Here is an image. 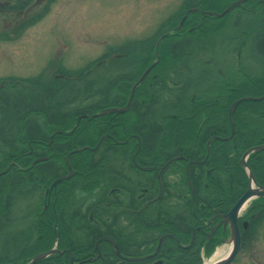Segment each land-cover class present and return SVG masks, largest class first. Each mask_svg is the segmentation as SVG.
<instances>
[{
    "label": "flooded vegetation",
    "instance_id": "obj_1",
    "mask_svg": "<svg viewBox=\"0 0 264 264\" xmlns=\"http://www.w3.org/2000/svg\"><path fill=\"white\" fill-rule=\"evenodd\" d=\"M74 1L0 0V44L22 38L39 24L44 30L36 37L48 32L57 39H69L70 32L55 31L52 25L67 15ZM83 5L81 2L77 6L81 14ZM192 8L196 10L182 22ZM173 10L176 13L173 16L170 10L167 28L153 27L155 23L140 31V35L145 36L141 39H157L155 44L151 43L149 52L137 54L130 48L116 52L110 49L99 57L106 64L105 73L122 70L119 74L122 76L101 96L111 98L113 94L120 101L115 106L127 105L133 85L146 74L126 111L136 107L137 117L145 119L147 124L143 133H130L127 137L125 130L112 127L114 123L110 122L94 141V128L79 126L85 120L110 114L96 116L111 105L94 113L85 110L101 103L99 100L71 106L74 108L53 121L47 119L46 104L30 105L25 97L26 112L18 118V112L13 113L12 109L19 108L20 104L10 99L11 96L6 100L11 102L3 106L4 121L9 132L16 134V142L7 138L6 128L0 129V222L10 218L6 222L9 225L15 221V200L25 190L36 191L37 196L29 198L18 214L32 225L33 234L13 253L0 254V264H28L35 256L49 251L48 256L35 264H206V259L219 247L227 242L232 246V225L226 215L248 191L252 176L264 187V148L246 155L249 150L264 146V113L258 114L246 106L237 111L242 102L264 99V82L260 81L264 80V73L255 76L240 59L236 65L229 64L239 70L237 74L225 77V69L221 68L193 96H176L169 89L180 85L170 77L174 78L176 68L183 67L192 55V52L190 56L185 53L183 60L182 47L196 36H213L217 25L210 24L214 30H202L206 18L203 14L207 11L202 1ZM253 15V22L241 35L245 38L240 50L252 43L256 30L264 25V14L261 20ZM85 33L89 34L84 30L72 31L77 38ZM23 49L28 47L20 51ZM5 50L10 53L0 51V54L19 53H14L13 47ZM67 55L65 50L57 51L53 59L41 66L44 71L54 69L59 73L55 75L53 71L51 81L63 71H84L72 76L79 79L98 70L93 66L95 57H86L84 62L76 64L69 61ZM136 66L139 72L136 68L135 78L126 70ZM183 69L187 71V67ZM11 75L18 76L0 75V90L18 86L12 80L1 82L8 78L4 76ZM47 82L46 76L43 82L24 80L22 88L43 86L46 95ZM120 82L131 85L128 95L122 88H116ZM243 82L249 83L259 95L248 94L235 99L231 106L239 99L252 97L242 100L232 115L231 106L224 115L223 99ZM49 85L53 86L51 82ZM207 102H215L206 112L209 125L195 128L178 120L180 116L204 113ZM193 103L194 110L191 109ZM29 117L35 118L34 126L28 121ZM47 122L66 126L52 129ZM1 123L0 119L3 126ZM79 129L83 141L88 142L68 149L62 159L59 156L67 143L57 141L55 144L54 140L60 135L68 138ZM34 137H38L36 147L29 143ZM80 151H84L83 154L75 157ZM119 159L122 165L116 167L114 164ZM99 165L101 168H91ZM68 175L69 178L54 185L56 180ZM236 225L241 234V248L230 264H240L245 247L255 250L252 247L255 242H264V196L255 195L244 204L236 216ZM80 229L85 233L83 239L75 235ZM126 257L147 258L132 261ZM248 264H264V257L259 260L253 254L248 257Z\"/></svg>",
    "mask_w": 264,
    "mask_h": 264
},
{
    "label": "rangeland",
    "instance_id": "obj_2",
    "mask_svg": "<svg viewBox=\"0 0 264 264\" xmlns=\"http://www.w3.org/2000/svg\"><path fill=\"white\" fill-rule=\"evenodd\" d=\"M89 1V2H88ZM196 1H202L205 8L208 10L219 12L223 7L230 5L235 0H219L218 6L208 4L205 0H75L74 6H70L67 11V15L62 17L61 21L53 24V30L55 31H68L70 34L68 38L60 37L56 38L55 35L45 32L42 36H38L39 31L44 30L38 26L32 27L28 34H25L20 39L11 40V42L1 43L0 51L8 52L6 47H13L14 53L9 55L0 54V75L16 74L18 76H4L8 77L5 81L12 80L14 84L18 83V86H11L7 91L0 90L1 102H0V119L2 121L0 129H7L5 120V113L3 106L10 103L6 101L9 96L15 100V103L20 104V107H14L13 113L18 112L16 117L22 118L25 114L26 109L23 106L24 98L26 97V103L33 105L46 104L50 107L48 113V119L53 121L54 119H60V116H64L65 113L69 112L71 108L77 105H85L88 102L99 100L104 102L106 105L115 106L120 101L115 98L112 94L111 98L107 95L102 96V93L113 86V82L120 78L119 75L122 70H109L108 73L104 67L103 60L99 57L103 54H107L106 51H120L121 48H130L132 52H138L137 54L147 53L146 51L151 50V43H156L157 39H141L144 36L140 35V31L147 28L153 27L167 28V20L173 12V16L176 13L174 9L178 7H188ZM83 2L84 5L80 7L82 14L77 9V6ZM56 9V7H55ZM193 9V8H192ZM178 13V12H177ZM51 16L54 15L52 11ZM63 16V14L61 15ZM207 18V30H214L209 27V24L216 23L217 28L214 35L205 38L199 36L189 39L185 42L182 47V57L184 54L192 55L186 61L183 67L176 68L175 77H170L174 83L178 84L179 87L176 89H169L174 91L173 93L181 96H193L195 93L200 91L207 83V80L212 79L217 71L225 69L223 71L224 76L235 75L239 70H234L235 66L242 59L245 65L255 76H261L264 73V25L260 27L255 35L254 40L250 45L242 48V37L241 35L253 22V12H248L238 7L227 13L224 17H210ZM49 18V17H48ZM47 18V20H49ZM1 27V26H0ZM7 29V28H6ZM73 30H84L88 31L89 34L85 33L82 37H73ZM205 30V31H207ZM88 36H91L88 38ZM159 36V35H158ZM140 37L139 39H137ZM137 39V40H136ZM7 39H4L6 41ZM28 47V49H20ZM182 46V45H181ZM135 48V49H134ZM137 49V50H136ZM65 50L67 52V59L72 63L79 64L85 61L86 57H95L94 68L98 69L90 75H85L79 79H74L71 75L65 74L66 77L62 79H53L51 81V73L56 70L47 69L42 70L41 66L44 63L49 62L53 59V54L57 51ZM189 51V53H187ZM154 52V51H153ZM180 53H178L179 55ZM52 56V57H51ZM186 57V55L183 57ZM99 58V59H97ZM133 59V56L131 57ZM103 63V64H102ZM101 64V65H99ZM102 66V67H101ZM48 67V66H47ZM101 67V68H99ZM187 67V71L183 68ZM136 68L126 70L127 74L135 77ZM103 69V70H102ZM233 69V70H232ZM61 72V71H57ZM69 74L77 75L83 74L82 70L67 71ZM139 72V71H138ZM65 72H62L64 74ZM59 73H56L57 75ZM78 75V76H79ZM48 80L46 85V95H44L43 86L38 89H31L29 86L22 88L23 81L29 80L43 82ZM50 76V77H49ZM16 77V78H15ZM21 78L19 81L17 79ZM138 77V74H137ZM3 78V77H2ZM136 78V77H135ZM173 78V79H172ZM224 79V78H223ZM53 84L50 86L49 84ZM209 83V82H208ZM2 83H0L1 85ZM7 84V83H6ZM18 88V91L15 89ZM22 88L20 91L19 89ZM114 90L113 93H115ZM166 92L167 89H164ZM250 91L251 95L255 93L252 90L245 89L242 92ZM160 95L164 97V94ZM157 99V97H155ZM36 99V100H34ZM101 99V100H100ZM158 100V99H157ZM159 103H161L158 100ZM251 101H247L245 104H251ZM74 106V107H71ZM19 109V111H18ZM60 115V116H59ZM28 121H36L34 117H29ZM41 124V122H38ZM6 138V137H5ZM11 141L16 142V134L12 135L8 130V136ZM1 148V147H0ZM116 167H121L122 162L120 159L114 164ZM37 196V192L25 190L23 193L18 195L15 200L16 218L15 221L6 225V222L10 220L0 222V254L9 255L20 246V244L29 236L33 234L32 225L26 221L25 218L19 216L20 210L27 203L29 198ZM75 235L79 239L85 237L83 230H77ZM86 239V238H85ZM231 247L230 243H225L219 247L210 258H207L205 263H211L219 257L226 254ZM251 246L244 248V251L240 255V264H248V257L253 254L261 260L264 257V242H255L252 247L255 250H247ZM255 251V252H253ZM250 254V255H249ZM234 264H239L235 262Z\"/></svg>",
    "mask_w": 264,
    "mask_h": 264
},
{
    "label": "trees",
    "instance_id": "obj_3",
    "mask_svg": "<svg viewBox=\"0 0 264 264\" xmlns=\"http://www.w3.org/2000/svg\"><path fill=\"white\" fill-rule=\"evenodd\" d=\"M205 1H207L208 4H211L214 6H218L217 3H219L218 2L219 0H205ZM227 6L223 7L222 10H220L219 12L223 11ZM241 8L247 10L248 12L255 13L256 16H258V19H260V20H261L262 14H264V3L260 0H248L246 3H244L241 6ZM206 18H205L204 23L201 25L202 30H207V19ZM209 27L213 29V27H211L210 24H209ZM260 81L264 82V80H260ZM116 88H118V89L122 88V90H124L126 92V95H128L130 93L131 85H128V83L126 85H122V83L120 82V84L117 83ZM245 89L252 90L251 85L247 82L240 83L238 89L234 90L233 93L229 97L223 99L221 110H222L224 115L227 114V112H229V108L235 99H237L241 96H244V95L253 94L250 91L238 93L239 91L242 92ZM254 95H259V93H255ZM249 101H251L252 103L251 104H245L247 101L242 102L241 105L239 106V108L237 109V111H240L242 107L246 106V107L253 108V110L258 114L264 113V99L263 100H257V101H255V100H249ZM207 104H208V108L206 109V111L204 113L195 114L193 117H183V116L181 117L180 116V117H177L178 120H180L182 123L188 124V125L195 127V128L204 127V126L209 125L210 119H207L206 112L210 111V109L213 107L215 102H214V104L207 102ZM107 106L108 105H106L104 102H101V103H97L95 105H91L90 107H86L85 110L87 112L94 113L96 111H99V110L107 107ZM194 106H195V103L192 104L191 109L194 110ZM49 109L50 108H48V111H49ZM214 109H215V107H214ZM204 115L206 117L205 119L203 117ZM212 119H215V117L213 116ZM110 122L114 123L112 125V127L125 130L127 133V135H126L127 137H128V134H130V133H143L145 127L147 126L145 119L140 120L137 117L136 107L134 106L129 112H126V113H110V114H107L105 116L98 117L97 119L85 120L79 126V128H83V127L94 128V135L92 138L94 141H96L97 138L100 136V134L104 131V128L110 125ZM53 123H55V122H47L48 128L54 129V128L66 126L64 124H61L60 122H57L55 124H53ZM68 127H70V126H68ZM61 136H63V135L56 137V139L54 140V143L56 144L57 141H63V142L67 143L66 148L62 151V156H59L62 159H63L64 154L67 153L68 149L74 147L76 144H85L88 142V141H83V139H82L83 136L80 134V129L77 130L74 134H72L68 138H62ZM37 139H38V137H34V138L30 139V141H29L30 145L36 147L37 142H38ZM83 152L84 151H80V153H78L75 157L81 156L83 154ZM85 152H87V151H85ZM30 160H32V158ZM91 168L92 169L101 168V166L100 165L99 166H91ZM83 169H86V167L83 166Z\"/></svg>",
    "mask_w": 264,
    "mask_h": 264
},
{
    "label": "water",
    "instance_id": "obj_4",
    "mask_svg": "<svg viewBox=\"0 0 264 264\" xmlns=\"http://www.w3.org/2000/svg\"><path fill=\"white\" fill-rule=\"evenodd\" d=\"M245 1L247 0H237L235 1L231 6H229L228 8H226L223 12L221 13H215L216 16L221 17L223 15H225L226 13H228L229 11H231L232 9H234L235 7L242 5ZM193 11V9L188 10V12L186 13V15L184 16L182 22H184L188 15L190 14V12ZM208 14H212V12H208ZM214 14V13H213ZM146 75V74H145ZM144 75V77H145ZM144 77L142 79H140L133 87L131 96L127 102V105L124 107H113V108H109L106 109L104 111H102L99 114H96V116H100V115H104L107 114L109 112H126L127 110H129L133 97H134V92L135 89L137 88V86L141 83V81L144 79ZM252 97H245L242 99L237 100L236 102L233 103V105L231 106L230 109V115L233 114L234 109L237 107V105L245 99H250ZM259 99V98H257ZM102 141V140H101ZM100 141V142H101ZM264 146H259V147H255L251 150H249L246 155L248 153H250L253 150H260L263 149ZM68 162H69V156H68ZM70 175L59 178L58 180H56L54 182V185L57 184L58 182L69 178ZM254 183L257 184L255 178L252 176L251 177V185L248 189V191L245 193V195L236 203V205L233 207V209L226 215V218L229 222H231L232 225V238H233V242H232V246L231 249L229 250V252L224 255L223 257L217 259L216 261H214L212 264H230L238 255V253L240 252V248H241V234L240 231L238 230V228L236 227V216L239 213L240 209L244 206V204H246V202L251 199L253 196H264V187L260 186V185H256L254 186ZM51 253V251L49 252H45V253H41L37 256H35L30 263L28 264H35L37 263L39 260H41L42 258H45L46 256H48ZM147 257H126L127 260H132V261H136V260H142L145 259Z\"/></svg>",
    "mask_w": 264,
    "mask_h": 264
}]
</instances>
